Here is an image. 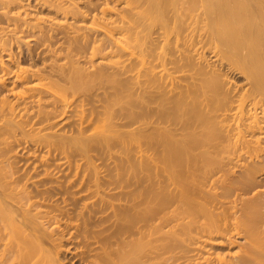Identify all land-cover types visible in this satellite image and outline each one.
Wrapping results in <instances>:
<instances>
[{
    "label": "bare ground",
    "instance_id": "1",
    "mask_svg": "<svg viewBox=\"0 0 264 264\" xmlns=\"http://www.w3.org/2000/svg\"><path fill=\"white\" fill-rule=\"evenodd\" d=\"M84 2L0 0V264H264V0Z\"/></svg>",
    "mask_w": 264,
    "mask_h": 264
},
{
    "label": "rangeland",
    "instance_id": "2",
    "mask_svg": "<svg viewBox=\"0 0 264 264\" xmlns=\"http://www.w3.org/2000/svg\"><path fill=\"white\" fill-rule=\"evenodd\" d=\"M77 1V0H76ZM80 1V4H83V3H85L84 1H86V0H78V2ZM83 1V2H82ZM112 4V3H111ZM110 5V4H109ZM25 7H26V5H25ZM31 6H27L26 7V10H28V11H30L29 13H31L32 15H28V16H31V18H33L34 16H36V14H38V15H40V18H42V19H44L45 21L43 22V20H41V22H43V23H41V24H43L44 26L46 25V26H48V24H49V22H54L53 20H55V22L57 21H62V18L61 17H58V16H56V17H54L53 16V14L51 15V13H49V12H47L46 10H41V11H38V13H35L34 14V9H33V11L32 10H30L31 8H30ZM21 9V8H20ZM23 9H24V7H23ZM34 14V15H33ZM48 14V15H47ZM37 15V16H38ZM50 15V16H49ZM36 16V17H37ZM48 18V19H47ZM54 18V19H53ZM33 19H35V18H33ZM51 20V21H50ZM69 21L71 20V18L69 17V19H68ZM72 21V20H71ZM85 22H87V24H88V20H86ZM79 24V23H78ZM50 25V24H49ZM83 25H86V23H83ZM97 32V31H96ZM96 32H94L93 34L94 35H96ZM98 34L96 35V36H101L102 35V30H99L98 29V32H97ZM59 40V39H58ZM61 40V39H60ZM31 43H33V41L31 42ZM57 44V45H56ZM62 44V43H61ZM64 45V44H63ZM41 46V47H40ZM36 50H38V51H41L42 50V52H44V50L46 51L45 53H43V54H46V55H48V56H50V54H51V48L52 47H57V46H59V42H57V43H55L54 45H50V47H49V45L48 46H46V45H40ZM43 48V49H42ZM40 49V50H39ZM47 49V50H46ZM48 49H49V51H48ZM101 55V54H100ZM100 55H96V56H94L93 58H92V60L93 61H89L88 59V57H81L80 58V56H79V58H78V62H79V65H82V67H84V68H86V70H88L89 68H91L92 67V65L91 64H93V65H95V64H97L98 62H103V60H102V58L100 57ZM49 58H51V57H49ZM68 59L67 58H61V59H59L57 62H64V61H67ZM48 60H46L45 62H47ZM49 62H50V60H49ZM25 63V62H24ZM40 62H37L36 64L38 65V67L39 66H41V63L39 64ZM47 64H49V63H46V64H44V62L42 63V65H47ZM37 65H35L36 67H37ZM67 65H68V62H67ZM91 65V66H90ZM42 67V66H41ZM93 68V67H92ZM45 69H48V68H45ZM90 70V69H89ZM51 77H53L52 79H54V78H56V77H54V76H51ZM92 81V80H91ZM96 81V80H95ZM94 80L91 82V83H88V82H90V81H87L86 83H88V84H84V86H83V88L81 89V91H80V94H81V97L82 96H85V97H94V95L95 94H98V92H100L102 89H101V85H103L104 84V82H98V81H96L95 82ZM50 94V93H49ZM100 94V93H99ZM98 94V95H99ZM51 95V94H50ZM50 95H47L48 97H50ZM75 96V95H74ZM73 96V97H74ZM96 96V95H95ZM100 96V95H99ZM12 97V96H11ZM10 97V98H11ZM70 98H71V96H69ZM94 98H96V97H94ZM85 107L86 106H88V105H84ZM79 107V106H78ZM69 133V132H68ZM87 133H89L88 131H87ZM90 134V133H89ZM90 144L87 146V147H85L84 149H81V151L80 150H78L77 149V147H76V145L75 144H73L72 142H70V143H68V145L66 146V148H65V150H66V153L65 154H67L68 155V161H66V160H64L63 159V154L64 153H62V154H57V158L55 159V162H61V161H65V164H67V163H69L70 164V166L69 167H67L66 165L65 166H63V167H65V169L63 170L64 172H66V173H72L73 172V168H72V166H73V164H74V162H75V160H80L81 158V160H89V161H92V162H94L96 165H97V168H98V170H99V173L100 174H103V173H109V172H111V174H112V172H114V170H113V167H112V165H113V159L114 158H112L111 156H109V154L107 153V151H106V149L104 148V145L101 143H98L96 140H93V141H90L89 142ZM42 148V147H41ZM40 147L38 148V149H36V153L38 154V155H43L44 154V152H45V149L44 148H42L41 149ZM39 149H40V151H39ZM114 150H115V155L116 156H118V155H122V153H121V150H120V148H118V147H115L114 148ZM38 151V152H37ZM44 151V152H43ZM23 153H21L20 154V156H25V154H24V152H25V150L24 151H22ZM43 153V154H42ZM44 156H46V155H44ZM22 158V157H21ZM25 158V157H24ZM67 168V169H66ZM112 168V169H111ZM113 170V171H112ZM93 172V170L91 169V167H85L84 166V169H83V171L81 172V174H83L84 176H88V175H90L91 173ZM263 173L264 172H262L261 173V176L260 175H258V178H262V176H263ZM108 175H110V173L108 174ZM260 190V189H259ZM244 195H246V194H244ZM237 239L236 240H238V242H242V243H244L245 242V240L246 239H243L244 237H236Z\"/></svg>",
    "mask_w": 264,
    "mask_h": 264
}]
</instances>
